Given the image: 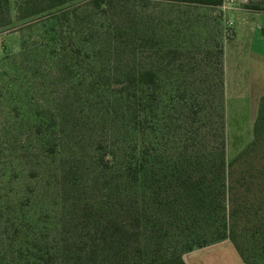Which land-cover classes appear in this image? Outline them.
<instances>
[{
	"label": "trees",
	"instance_id": "obj_1",
	"mask_svg": "<svg viewBox=\"0 0 264 264\" xmlns=\"http://www.w3.org/2000/svg\"><path fill=\"white\" fill-rule=\"evenodd\" d=\"M244 8L264 12V2L249 0ZM113 9V0H19L18 22L57 23L46 30L47 42L27 53L48 56L66 99L96 98L112 127L99 146L107 195L87 216L60 230L59 222L45 216L40 192L20 202L0 193V264H187V253L225 240L247 264H264V98L255 139L228 162L224 45L215 66L209 60L204 68L202 61L182 59L189 47L179 41L180 30L147 33L145 19L134 17L131 25L105 33V53L119 59L112 63L115 73L104 76L107 69L93 70L96 53L86 47L99 37L95 14ZM16 101L22 109L21 97ZM40 111L37 134L58 135L60 118L50 109ZM59 145L42 152L54 156ZM86 229L85 242L73 235Z\"/></svg>",
	"mask_w": 264,
	"mask_h": 264
},
{
	"label": "rangeland",
	"instance_id": "obj_2",
	"mask_svg": "<svg viewBox=\"0 0 264 264\" xmlns=\"http://www.w3.org/2000/svg\"><path fill=\"white\" fill-rule=\"evenodd\" d=\"M18 3L19 0H8V3L0 5V193L3 192L9 199L20 202L33 195L32 191L40 192L43 209L47 211L45 216L49 214L50 218L59 222L61 230L62 224L87 216L93 205L96 207L105 200L107 195L104 185L105 171L99 162L102 152L99 146L101 142L110 139L109 132L112 126L105 117L104 106L97 103L96 98L93 102L79 103L72 94L66 99L68 96L65 94L66 89L56 77L53 66L50 67L51 61L48 56L27 53L41 43H46L48 39L46 30L57 23L44 18L35 19L27 24L23 21L18 22L16 20ZM247 3L249 0H227L221 7L212 8L162 0H113L112 11L97 13L94 16L93 24L97 27L99 37L86 47L89 54L96 53L93 70L106 68L107 71L102 72L104 76H112L115 73L116 65L112 63L119 58L105 53L103 46L107 45L109 40L105 33L109 28L116 29L126 23L131 25V19L134 17L145 19L147 33L160 31L162 35L166 28L180 30L179 41L189 47L182 59L192 63L202 61L204 68L208 66L206 63L209 60L213 67L215 66L220 45H224V57H227L228 65L233 71L237 63L235 51L241 47L245 50V62L249 63L251 54L256 51L264 61V46L261 48L258 42L259 38L264 39V17H257L246 25L236 15L231 17V13L245 9L244 5ZM234 23L238 31V40L225 49L226 43L235 36ZM168 24L173 26L168 27ZM137 25L139 26V22ZM249 27L257 30V37L251 40L249 37L246 38L244 30ZM76 39L78 44L81 43L78 38ZM127 41L132 42V38H128ZM127 41L119 39V43ZM6 56L7 60L4 59ZM106 63H109L108 67ZM40 66L43 69H40ZM33 68L34 70L30 71ZM12 83L14 85H11ZM21 84L26 90L23 93ZM8 86L10 89H7ZM119 86L115 85L116 88ZM19 96L24 102L20 110L16 107ZM233 96L227 102L225 74L228 162L255 139L254 127L264 98V95L259 96L254 109L252 105L245 125L242 115L244 103L237 102ZM42 109L45 111L50 109L58 119L60 118L62 128L58 135L40 137L37 134L39 117L36 116V112H42L40 111ZM240 111L242 114L238 113ZM249 124L252 125L253 135ZM261 137L264 140V131L261 132ZM61 139L62 143H57ZM55 144H60L56 155L49 156L42 152L44 148ZM32 172L38 173V177L32 176ZM62 228L68 231L70 226L63 225ZM88 230L73 235L85 242ZM69 232L76 231L73 229ZM207 247H211L208 249L210 252L208 257H211L213 264H247L228 240Z\"/></svg>",
	"mask_w": 264,
	"mask_h": 264
},
{
	"label": "crops",
	"instance_id": "obj_3",
	"mask_svg": "<svg viewBox=\"0 0 264 264\" xmlns=\"http://www.w3.org/2000/svg\"><path fill=\"white\" fill-rule=\"evenodd\" d=\"M232 15L233 16L236 15L237 18L241 20L242 22H244V24L246 25V24H249L250 22L252 23L253 20H256L257 17L258 18L264 17V12L263 11L261 12L250 11L245 8V9L237 10L233 14L231 13V17ZM234 29H235L234 30L235 36L232 40H229L226 43L225 49L229 48L231 44L236 43V41L238 40V31H237V28L235 27V23H234ZM244 30H245L246 38L249 37L251 40V38L257 37V30H254L253 27H249ZM258 42L262 48L264 46V39L259 38ZM235 57H236L237 63L235 64L234 71L228 65L227 57H225L226 98H227V102H229L230 97L233 96V94H236L233 96L234 100H236L239 103H244L243 114L241 111L238 113L244 116L243 117L244 123L245 125H247L246 120L249 115L248 111L252 110V105L254 109L258 102L259 96L264 95V61L261 59V55H259V53L256 51L251 54V61L249 63L245 62V58H246L245 50L242 47L238 48V51L236 49ZM244 62L246 65L244 64ZM229 72L231 73V75ZM231 100H233V98H231ZM239 107H242V106H239ZM251 124H249V127L251 128V135H253V128ZM227 135H228V132H227ZM249 136H250V133H249ZM210 248L211 247H207V248H204L198 251H193V252L186 254L184 256L186 263L187 264H213L211 257H208V253H210L208 252L209 251L208 249ZM216 249H219V248H216Z\"/></svg>",
	"mask_w": 264,
	"mask_h": 264
},
{
	"label": "built area",
	"instance_id": "obj_4",
	"mask_svg": "<svg viewBox=\"0 0 264 264\" xmlns=\"http://www.w3.org/2000/svg\"><path fill=\"white\" fill-rule=\"evenodd\" d=\"M226 1H227V0H224V4H225Z\"/></svg>",
	"mask_w": 264,
	"mask_h": 264
}]
</instances>
